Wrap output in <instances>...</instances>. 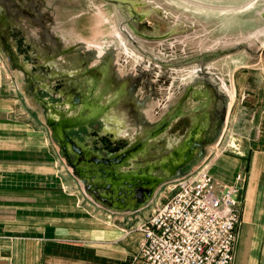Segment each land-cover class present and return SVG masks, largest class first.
I'll return each mask as SVG.
<instances>
[{"label": "crops", "instance_id": "0c3cea01", "mask_svg": "<svg viewBox=\"0 0 264 264\" xmlns=\"http://www.w3.org/2000/svg\"><path fill=\"white\" fill-rule=\"evenodd\" d=\"M113 78L115 90L99 88L94 97L103 106L117 102L124 123L130 122L126 128L138 129L135 140L143 129V103L154 96L143 91L140 75ZM234 86L228 121L242 152L214 159L210 173L227 185L243 176L233 264H264V73H243ZM21 101L0 70V264H147L137 227L170 196L168 185L135 211L96 202L66 166L42 112L40 120Z\"/></svg>", "mask_w": 264, "mask_h": 264}, {"label": "rangeland", "instance_id": "374dc122", "mask_svg": "<svg viewBox=\"0 0 264 264\" xmlns=\"http://www.w3.org/2000/svg\"><path fill=\"white\" fill-rule=\"evenodd\" d=\"M126 1L152 22L150 27H145L146 32L159 39L140 40V45L164 64L152 62L133 47L120 29L129 14L127 9L123 6H109L104 0H0V25L4 35L9 34L8 41L15 44L18 54L28 62V70L36 76L48 77L57 72H68L71 65L66 64L71 63V58L67 55L58 60L57 65L50 63L44 66L41 61L56 56L61 49L72 46L80 48V42H83L82 51L88 53L90 65L96 66L105 58L109 69L113 71L112 76L114 74L117 78H123L130 74L142 75V89L147 94H154L157 85L163 89L166 82L167 85L170 83L171 87L167 92L160 91L162 95L158 98L144 97L148 100L143 113L153 122L161 116H156L155 111L164 106L163 114L165 106L173 105L182 88L197 77L203 67L212 73L221 90L231 98L229 108L236 99V96L234 100L231 97L234 80L247 72L264 73V0ZM239 43L246 46L234 54L208 62L197 60L205 51L223 50ZM0 70L7 84L22 98L21 102L30 106L35 117L41 120L38 106L28 90L29 86L23 84V74L12 70L1 46ZM66 84L68 82L59 80L53 88L62 89ZM114 113L123 120L124 115L119 109L116 108ZM107 124L114 135L108 134L104 138L106 140L118 137L123 129L129 130L126 136L130 139L138 135L137 128L124 126L119 129ZM102 129L103 125L96 131L103 133ZM47 134L50 136L49 131ZM221 136L220 145L209 151L212 153L206 162L209 171L214 159L242 152L240 137L229 125V121ZM174 144H161L158 149L161 146L170 148ZM238 145L239 151L233 149L238 148ZM151 152L155 154L157 150Z\"/></svg>", "mask_w": 264, "mask_h": 264}, {"label": "water", "instance_id": "95a60500", "mask_svg": "<svg viewBox=\"0 0 264 264\" xmlns=\"http://www.w3.org/2000/svg\"><path fill=\"white\" fill-rule=\"evenodd\" d=\"M1 1L3 2L4 0ZM104 1L107 2L109 6H123L127 9L129 14L120 29L126 34L128 40L140 54L152 62L164 64L165 62H162L157 56H154L153 53L144 50V48L140 45V40L152 41L159 39L146 32L145 27H150L152 22L147 20V17L144 14L140 13L134 5H132V3L126 0ZM141 21L144 22L140 23ZM129 32L131 34H129ZM0 39L2 40V44H0L2 52L7 57L12 70H17L20 74H23L24 85L29 87L33 85V87L28 90L31 92V96L36 102L40 99L37 92L41 90L42 86L45 85L51 89V91H54L55 89L53 86L59 80H64L68 82V84L76 82L74 79L75 74H66L67 72L64 74L57 72L48 77L36 76L28 70V62L25 58H22L18 54L15 44L12 45L8 41L10 36L9 34L4 35L1 25ZM80 43L83 44V42ZM245 46V44L239 43L223 50L218 49L214 51H205L203 54L198 56L197 60L208 62L216 58L234 54L235 52L245 48ZM73 49L74 46L63 50L68 53ZM64 55L65 54L62 53L61 55L57 54L56 56H49L43 59L41 63L44 66L50 63L52 65H57V61L62 59ZM194 59L195 58H192V60ZM100 63L101 62L98 64ZM96 66L94 67L98 68ZM109 68L108 64H106L100 70H90V73L84 74V76L80 73L78 75V79L84 81V85L86 86L85 90L81 91L79 94L77 93L78 91L67 94V97L69 96V98L78 96L82 100H90L91 105H89L88 108L83 107L77 110L71 109L70 107L72 105L69 100L66 104L58 103L50 105V103L41 99L42 102L45 101L43 103L50 107L51 111L48 117L46 116V119H44L46 125L52 133V136L57 142L62 159L64 160L66 166L72 171L74 176H76L81 182L84 191L96 202L107 205L110 208L135 211L146 207L154 199L159 188L190 176L208 161L212 154L209 153V151L212 148L218 147L222 142V138L219 139V137L221 135L223 136L227 127L232 108V105L231 108H229L231 98L227 96L224 90H221L219 84L217 83V79L213 78L212 73H210L206 67H203L198 72V76L182 88L180 95L178 96H181L185 91L189 92L190 87L192 88L190 93H195L197 95L201 94L203 96L200 100L203 98L210 99L212 95L214 96L215 103H213V105H211V103H206L205 105L208 104V108L204 109L208 110L203 113L210 114V119L207 115H205L201 124L198 123V126L200 124L198 129L200 130L210 128L212 138H214L212 143L209 145L206 143L201 144L194 142L193 140L190 143L183 142V140H186L188 135L195 136V133H192L193 125H189V128H186L183 132H174L172 134L165 135L168 128L172 126L171 123L160 127V125H158L160 120H156L154 122L148 121L144 113L143 116H140L138 119V121L140 120L143 129L140 131L137 139L134 140L125 138L123 135L129 130L123 129V131L119 132L118 137L115 136L113 139L106 140L104 138L108 134L114 135L111 129H108L107 123L115 125V127H118L119 129H122L121 127L124 126H129L130 124V122H128L129 124L124 123L119 116H115L114 112L117 102H107V105L103 106L101 104V99L94 97L95 92L99 88H105V92L109 93L115 90L114 88L117 83L111 74L113 71ZM31 75H35V77L32 82H29L28 79ZM140 78L143 79V76L140 75ZM68 84H66V86ZM35 85H37V88H34ZM94 87L97 88L94 89ZM169 87H171V85L170 83L167 85V82L166 85L163 86V89H160L157 85L156 89H154L155 93H152V95L158 98L162 95L160 91L167 92ZM231 89V97H233L234 100L236 96L234 83ZM85 93H88L89 95L85 96ZM190 93L189 96L191 95ZM50 95L56 99L60 98L55 94ZM146 103L147 101H144L143 109ZM64 105H68V108L66 106L65 111L57 108V106L62 107ZM159 111V109L155 111L156 116H159ZM199 112L200 114L198 117H200L199 120H201V107ZM95 114L98 118L94 117L93 121H99L103 125L104 129H102V131L104 134L95 130L94 132L87 131L86 135H80L82 138H72L69 135L70 131L73 129L78 130L82 126L88 129L91 122L88 121L90 118H87L89 115ZM82 121L86 124L82 125L79 123ZM55 126L56 128H60V132L59 129L57 130L55 128ZM122 132L123 135L120 136ZM61 134L64 136L66 143L61 141ZM81 139L84 140L82 141ZM216 140L218 141L216 142ZM118 142H121L123 147L126 149L121 150L117 154L109 153V150H107L108 148L105 149L103 147L107 144L110 146L117 144ZM172 142L176 144L172 145L170 148L168 146H161L160 149H158L159 145ZM155 149L157 152L152 154L151 151ZM107 153L108 155L106 156ZM144 160L146 162H141Z\"/></svg>", "mask_w": 264, "mask_h": 264}, {"label": "built area", "instance_id": "2783aa9c", "mask_svg": "<svg viewBox=\"0 0 264 264\" xmlns=\"http://www.w3.org/2000/svg\"><path fill=\"white\" fill-rule=\"evenodd\" d=\"M243 182L242 175L233 185L216 182L205 163L169 184V198L137 227L144 236L141 259L147 264H233Z\"/></svg>", "mask_w": 264, "mask_h": 264}, {"label": "flooded vegetation", "instance_id": "af4514ba", "mask_svg": "<svg viewBox=\"0 0 264 264\" xmlns=\"http://www.w3.org/2000/svg\"><path fill=\"white\" fill-rule=\"evenodd\" d=\"M143 22L144 21H141L140 23H143ZM82 45L83 44H81L80 48L77 46L76 49L74 48L73 50L69 51L68 54L66 52H64V50H61L58 53V55L59 54L61 55L62 53L65 54L62 59H64L66 57V55L71 58L70 59L71 63L66 64L68 66L71 65V66H69V70L66 74H71V73L75 74L74 79L76 82H72V83L68 84L66 87H63L62 89L57 88L54 91L53 90L51 91V89H49L47 86H45L43 84L44 86H42L41 90L39 92H37L39 94L40 99L37 100V102L36 101L35 102L38 106V109L42 112L43 117L45 119H46V116L48 117V115L51 112L50 107L47 104L43 103L45 101L50 103V105H55L58 103L66 104L69 100L71 102V105H72L70 108L76 109V110L83 108V107L88 108L89 105H91L90 100H84V99L82 100L78 96H75L72 98H69V96L67 97V94L75 93L77 91H78L77 93L79 94L81 91L85 90L86 86L84 85L85 84L84 81L78 79V75L80 73H82L84 76V74L90 73V70H94V69L100 70L104 65L107 64L106 59L104 58L102 60V62L96 66L98 68H95L94 67L95 65H90L89 55L87 52L82 51L84 48V46H82ZM57 60H58V58H57ZM34 77H35V75H31L29 77L28 81L32 82ZM23 82H24V79H23ZM123 86H125V85H123ZM32 87H33V85H31L29 88H32ZM96 88L97 87H94V89H96ZM191 89L192 88L190 87L189 92L185 91L181 96H178L174 105L165 106L166 111L163 114H161V112L163 111L164 106L162 107V109L158 112V115H161V116H159V119H157V121L160 120L158 125H160V127H161V126L169 125L171 123L172 126L170 128H168L167 132H165V135L172 134L174 132H181V131L183 132L186 128H189L188 127L189 125H193L192 126V131H193L192 133H195V136L194 135H188V137H186V140H183V142L190 143L193 140L194 142H198L201 144L206 143L209 145L210 143H212L214 141V138H212V133H211L210 128L200 130V129H198V127L200 126L201 121L203 120V117L205 115H207L210 119V114H203L204 111L208 110V109H204V108H208V104L205 105L206 103H211V105H213V103H215V99H214V96L212 95V97L210 99L203 98L200 100V98H202L203 96L201 94L197 95L195 93H193V94L190 93ZM189 93L191 94L190 96H189ZM50 94H53V95L55 94V95H57V97H60V98L56 99L53 96H51ZM41 99H44L45 101L42 102ZM66 106L68 108V105H64L62 107L57 106V108L58 109L60 108L61 110L65 111ZM200 107L202 110L201 120H199L200 117H198L200 114V112H199ZM95 115H89L88 116L87 119L90 118L88 121L91 122V124H89V126L100 127L101 123L99 121H93L94 117L95 118L97 117V115L96 116ZM84 120H86V119H84ZM79 123L82 125L86 124L84 121L79 122ZM198 123H200L199 126H198ZM55 128H56V126H55ZM56 129L57 130L59 129V132H60V128L57 127ZM197 130H198V132H197ZM86 133H87V128L82 126L78 130L73 129L72 131H70L69 135L72 138H75V137L82 138L80 135H86ZM196 133H198V134H196ZM60 139H61V141L65 142V138L62 134L60 136ZM81 140L83 141L84 139H81ZM108 145L109 144H107L106 146H103V147L105 149L108 148L107 150H109V153H113V154H117L121 150L126 149L125 147H123L121 142H118L117 144H113L110 146H108ZM67 146H69V145H67ZM107 155H108V153L106 154V156ZM70 160L72 161L71 158H70Z\"/></svg>", "mask_w": 264, "mask_h": 264}, {"label": "bare ground", "instance_id": "6f19581e", "mask_svg": "<svg viewBox=\"0 0 264 264\" xmlns=\"http://www.w3.org/2000/svg\"><path fill=\"white\" fill-rule=\"evenodd\" d=\"M68 54V53H67Z\"/></svg>", "mask_w": 264, "mask_h": 264}]
</instances>
